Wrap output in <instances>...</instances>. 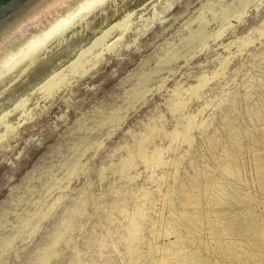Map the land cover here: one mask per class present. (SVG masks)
I'll list each match as a JSON object with an SVG mask.
<instances>
[{"label":"rangeland","instance_id":"obj_1","mask_svg":"<svg viewBox=\"0 0 264 264\" xmlns=\"http://www.w3.org/2000/svg\"><path fill=\"white\" fill-rule=\"evenodd\" d=\"M229 2L156 0L153 16L137 14L116 45L92 57L147 48L134 84L143 111L155 101L151 112L134 126L111 122L102 106L74 120L65 133L77 148L71 160L33 155L0 185V235L4 226L40 232L55 222L42 264H83L77 221L86 214L94 251L105 255L99 264H264V19L223 11ZM202 19L212 32L198 40L189 29ZM55 90L24 103L26 120L0 133V175L62 118L52 111ZM153 125L131 166L118 169Z\"/></svg>","mask_w":264,"mask_h":264},{"label":"clouds","instance_id":"obj_2","mask_svg":"<svg viewBox=\"0 0 264 264\" xmlns=\"http://www.w3.org/2000/svg\"><path fill=\"white\" fill-rule=\"evenodd\" d=\"M52 2L36 0L33 12L42 11ZM133 2L116 0L114 5L113 0H65L64 6L57 9L59 15L54 13L43 19L39 27L28 28L23 38L17 34L16 40L5 41L10 32L0 39V99L5 95L26 97L34 90L57 84L51 98L52 111L62 117L50 120L46 136L39 144L33 142L28 146V151L15 169L0 175V185L8 182L9 177L16 180L18 172L24 170L25 162H31L33 155L43 156L52 152L58 162L71 160L77 148L73 140L65 135L68 126L82 114L94 116L97 106L105 109V115L111 122L126 120L128 126L137 125L151 112L155 101H151L147 111H143L139 101L143 93H138L134 84L135 68L143 62L147 48L143 52L129 51L123 54L122 59L108 57L95 61L91 56L82 55L103 35L112 12L123 11ZM83 4H92L93 7L77 16L27 58L6 66L9 53L16 54L26 49L34 37L43 39V34L58 20L67 18ZM232 6L253 19H264V0H233ZM130 83L131 88L128 87ZM126 194L136 193L130 191ZM54 224L49 223L40 232L17 225L4 226L6 235H0V264H41L44 254L51 248ZM91 224L86 214L77 221L82 248L79 256L85 258L83 264H99L97 256L100 260L105 259L103 252L94 251L95 236ZM73 264H81L79 257L74 258Z\"/></svg>","mask_w":264,"mask_h":264},{"label":"bare ground","instance_id":"obj_3","mask_svg":"<svg viewBox=\"0 0 264 264\" xmlns=\"http://www.w3.org/2000/svg\"><path fill=\"white\" fill-rule=\"evenodd\" d=\"M30 1L31 0H22L21 1L22 3L17 2L16 6L18 8V11L14 12L13 14H12L13 11H11L10 14L9 13H7L5 15H4V13L0 14V39H2L6 34H8L10 32H11V35L6 36L5 41L16 40L18 38L17 34H19V38H23V36L26 34L28 28L39 27L41 24V21L43 19H46L48 16H51L54 13L56 15H59L57 9L63 7L65 4V0H53V2L48 4L47 7H45L42 11L33 12V9L36 7V0H34V2L28 4V2H30ZM155 1L156 0H134V2L131 4H128L123 9V11L114 10L112 12L111 16L109 17V21L107 22V26L103 32V35L94 43L92 48L88 49L87 52L82 53V55L93 57L95 54L96 55L100 54V52L102 50H104L105 48L106 49L111 48L114 45H116L118 43V40L120 39L121 35L123 34V32H125V30H127L128 27H130L129 26L130 23L132 22L133 18L137 14L148 13L150 17L153 16V14H155L156 11L153 9V2H155ZM23 3L26 5L28 4V5L27 6L25 5L26 7L25 6L22 7ZM115 3H116V0H113L114 5H115ZM231 4L232 3L229 2L226 8H224V7H221V8H224L223 11H227V8H230L229 10H232L234 12L235 9H233ZM213 6H215V2L209 4L208 8H213ZM92 7H93L92 4H83V5L79 6V8L76 12L70 14L67 18H62V19L58 20L52 26V28L49 31H47L46 33L43 34V37H44L43 39H40L39 37H34L29 42L26 49H21L16 54L9 53L7 61H6V66L14 65L16 62H19L20 60L27 58V56L29 54L34 53L36 50L41 48L56 33L61 32L64 28H66L73 20H75L77 18V16H79L81 13L86 12L88 9H90ZM231 14H232V12H231ZM231 14H228L227 16H229ZM227 16L221 18L223 20V22L221 23L222 25H224L226 23V21H227L226 17ZM117 17H119V19H117ZM199 18H203V15H201ZM193 19L194 18H192L191 20H193ZM7 20H9V22ZM135 24H134V26H135ZM207 24H208V21L206 19H202L199 21V23L197 25L198 29L191 27L189 29V31L191 34L195 33L194 32L195 30L198 31L200 34L198 40H200L203 37L205 38L208 34H210L212 32V31L205 28ZM145 26H147V25H145ZM201 27H204V28L201 29ZM221 30L222 29L219 28V30H217L216 32L214 31L216 33V36L221 34V32H222ZM114 40H115V42H114ZM169 53L168 54L170 56L174 55L173 51H169ZM205 82H206V78H203L197 85L190 87L191 92L196 93V91ZM57 87H58L57 84L46 85L42 89L34 90L31 95H28L26 97L20 96V95H16V96L5 95L2 99H0V133L2 132L1 134H4L3 132L5 130H8V127L11 128L10 125L12 124L13 121L20 123V122L26 120L27 117H25L24 116L25 114H22V112H21L24 103L31 100L33 96L37 97L38 94L48 93L51 90H54L55 88L57 89ZM173 101H174V103H186L183 98H181L180 100H173ZM17 113H19L21 115H18ZM15 119H17V120H15ZM148 129H151V132L145 131L144 132L145 134L142 136L141 140L138 139L135 141V139H134L133 143L125 149L127 156L119 159L118 169L127 168V167L131 166L132 160L135 157L136 151L139 152L142 150V142H144V138H148L149 135H152V131H154L156 129V126L153 125L151 127H148ZM137 142H138V144H137ZM143 159H146V155L143 156ZM68 215H69V217L66 219V221L75 222V218L72 217L73 214H68ZM56 232L63 235L61 230H57ZM135 232H136V228L133 226L131 228L130 235L133 237L135 235ZM59 237H60V235H56L54 237V240L56 241ZM73 255L74 254H72L71 258L73 257ZM43 261H44V256L42 258L41 264ZM47 263H48V261H47Z\"/></svg>","mask_w":264,"mask_h":264},{"label":"water","instance_id":"obj_4","mask_svg":"<svg viewBox=\"0 0 264 264\" xmlns=\"http://www.w3.org/2000/svg\"><path fill=\"white\" fill-rule=\"evenodd\" d=\"M21 1H22V0H0V14H1V13H2V14L4 13V15L7 14V13L10 14L11 11H13V12H12V14H13L14 12L18 11V8H17L16 5H17V2H18V3H19V2L22 3ZM32 2H34V0H31L30 2H28V4H30V3H32ZM28 4H27V5H28ZM25 5H26V4L23 3L22 7L25 6ZM27 5H26V6H27ZM26 6H25V7H26ZM25 7H24V8H25ZM24 8H23V9H24ZM19 11H20V10H19ZM12 14H11V15H12ZM7 21L9 22V20H7Z\"/></svg>","mask_w":264,"mask_h":264}]
</instances>
